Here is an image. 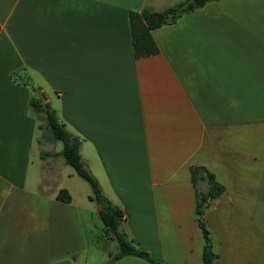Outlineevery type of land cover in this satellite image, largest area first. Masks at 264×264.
<instances>
[{"label": "crops", "instance_id": "obj_1", "mask_svg": "<svg viewBox=\"0 0 264 264\" xmlns=\"http://www.w3.org/2000/svg\"><path fill=\"white\" fill-rule=\"evenodd\" d=\"M182 1L0 0V264H106L119 251L88 230L101 219L91 185L42 156L63 144L40 138L39 92L136 248L203 264L202 219L211 264H264V0L209 1L153 29L159 53L136 57L129 13ZM192 166L225 187L202 214Z\"/></svg>", "mask_w": 264, "mask_h": 264}, {"label": "trees", "instance_id": "obj_2", "mask_svg": "<svg viewBox=\"0 0 264 264\" xmlns=\"http://www.w3.org/2000/svg\"><path fill=\"white\" fill-rule=\"evenodd\" d=\"M212 0H183L174 6L168 7L161 11H145L129 13V21L131 27L132 44L136 57H145L159 53V47L152 36V30L165 24H172L184 13L193 11L204 6ZM47 95L39 92L32 98V107L41 121L39 128L48 133L47 138L54 141H62L63 148L60 152H43L42 156L62 155L65 162L71 165L77 174L86 180L92 188L91 199H95L100 205V216L104 224V230L107 234L113 235L119 243V251L113 259L106 264H113L117 259L126 255H136L149 260L153 264H166L155 261L151 255L136 246L126 238V235L119 230L122 219V210L113 205L112 202L103 193L99 180L87 168L82 158L80 147L81 138L71 133L65 125L60 121L57 111L52 108L49 102H46ZM192 182L196 190L197 210L200 214L206 204L220 196L225 187L216 180L215 175L204 166L191 167ZM205 181L207 190L201 189V182ZM57 198L63 202H70L71 196L67 190H60ZM199 224L205 236V245L203 249V264H211L217 257L212 248V241L209 230L205 221L199 219Z\"/></svg>", "mask_w": 264, "mask_h": 264}, {"label": "rangeland", "instance_id": "obj_3", "mask_svg": "<svg viewBox=\"0 0 264 264\" xmlns=\"http://www.w3.org/2000/svg\"><path fill=\"white\" fill-rule=\"evenodd\" d=\"M47 135H48V133H45L43 130H41V135H40V138H43V139H45L46 137H47ZM62 144H63V142L62 141H55V146H56V148H59V147H61L62 146ZM81 180H84V179H81ZM84 182H86L88 185H89V183L86 181V180H84ZM95 223H96V227H93V225H90V227H89V231H90V233H100L101 231H102V229L104 228V224H103V222H102V219H100V217H98V215L95 217Z\"/></svg>", "mask_w": 264, "mask_h": 264}]
</instances>
